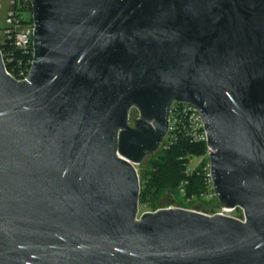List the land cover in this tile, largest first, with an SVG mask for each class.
<instances>
[{"label":"water","instance_id":"water-1","mask_svg":"<svg viewBox=\"0 0 264 264\" xmlns=\"http://www.w3.org/2000/svg\"><path fill=\"white\" fill-rule=\"evenodd\" d=\"M31 7L27 78L0 52V264H264V0ZM175 102L199 111L216 200L239 218L138 216L136 166Z\"/></svg>","mask_w":264,"mask_h":264},{"label":"built area","instance_id":"built-area-1","mask_svg":"<svg viewBox=\"0 0 264 264\" xmlns=\"http://www.w3.org/2000/svg\"><path fill=\"white\" fill-rule=\"evenodd\" d=\"M9 4L10 8L5 16L6 26L3 28L4 40L2 42L0 40V52L6 73L16 81H23L29 75L33 64L35 25L32 18L31 0H10ZM179 136L187 139L191 144H206L207 142V134L199 111L187 103L175 102L170 109L169 128L165 139L168 138L171 143H175ZM208 153L207 149V156ZM192 171L194 170L187 169V173L191 174ZM203 177L205 189L199 194V198L206 202L213 200L217 202L209 161L203 169ZM185 185L186 183L180 188L182 197L186 196ZM178 208L197 211L208 216L223 215L239 218L241 215L232 216L231 214L238 209L225 210L219 206V203L218 207L212 210Z\"/></svg>","mask_w":264,"mask_h":264},{"label":"trees","instance_id":"trees-1","mask_svg":"<svg viewBox=\"0 0 264 264\" xmlns=\"http://www.w3.org/2000/svg\"><path fill=\"white\" fill-rule=\"evenodd\" d=\"M201 156H207L205 143L191 144L181 136L175 143H171L168 138L165 139L161 150L153 156L149 163L145 181L141 183L139 204L144 206L150 197L149 202L155 205L159 196L167 191H171L174 195L182 198V201L191 199L194 202L205 203L199 198V194L205 189L203 169L207 166L208 159L202 160L191 174L187 173L190 161ZM185 183L186 196L182 197L180 188ZM214 202L216 201L213 200L208 203ZM183 206V208H190L191 204Z\"/></svg>","mask_w":264,"mask_h":264},{"label":"rangeland","instance_id":"rangeland-1","mask_svg":"<svg viewBox=\"0 0 264 264\" xmlns=\"http://www.w3.org/2000/svg\"><path fill=\"white\" fill-rule=\"evenodd\" d=\"M9 3H10V0H0V40L1 42L4 40L3 28L6 26L5 16H6V12L10 8ZM137 118H138V112L135 110H131L130 115H129V124L133 126ZM161 147L156 153L145 157L144 160L139 165L136 166V170L138 172V176L140 180V186H141V183L145 181V175L149 169V163L152 161L153 156L156 155L161 150ZM204 159H208V156H203V157L201 156L198 158H194L189 163L188 168L190 170H194V168H196L200 164V162ZM143 189H145V187H143ZM149 200H151L150 197L148 198V202L144 204V206H142V204L141 205L139 204V214H138L139 217L144 213L156 212L160 209L171 208V207L173 208L184 207L183 205H186V204H191L190 206L191 209L199 208L202 211L212 210L213 208L218 207V202L208 203L205 201V203H203L201 201L194 202L191 199L189 201H182V198H179L178 196L174 195L171 191H167L164 194L160 195L155 205H152L151 202H149ZM240 214H241V211L238 209L234 211L231 215L234 217H237Z\"/></svg>","mask_w":264,"mask_h":264}]
</instances>
